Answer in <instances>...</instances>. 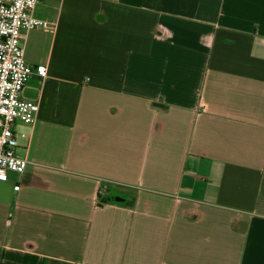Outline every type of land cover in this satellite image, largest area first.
Wrapping results in <instances>:
<instances>
[{
	"label": "crops",
	"instance_id": "obj_1",
	"mask_svg": "<svg viewBox=\"0 0 264 264\" xmlns=\"http://www.w3.org/2000/svg\"><path fill=\"white\" fill-rule=\"evenodd\" d=\"M34 15L52 29L25 58L48 76L22 92L39 112L15 126L30 164L0 179V264H264V0Z\"/></svg>",
	"mask_w": 264,
	"mask_h": 264
},
{
	"label": "built area",
	"instance_id": "obj_2",
	"mask_svg": "<svg viewBox=\"0 0 264 264\" xmlns=\"http://www.w3.org/2000/svg\"><path fill=\"white\" fill-rule=\"evenodd\" d=\"M39 0H0V179L8 171L25 172L30 161L17 153L19 141L16 122L32 125L37 120L39 102L22 97L32 75L48 76L43 64L32 66L25 58V32L41 28L52 29L51 23L34 15ZM25 136V133H21ZM106 187L99 190L102 195Z\"/></svg>",
	"mask_w": 264,
	"mask_h": 264
},
{
	"label": "trees",
	"instance_id": "obj_3",
	"mask_svg": "<svg viewBox=\"0 0 264 264\" xmlns=\"http://www.w3.org/2000/svg\"><path fill=\"white\" fill-rule=\"evenodd\" d=\"M100 197V196H99ZM102 201V203H104V202H110V201H113V202H115V200H114V198H109V199H102L101 200Z\"/></svg>",
	"mask_w": 264,
	"mask_h": 264
}]
</instances>
